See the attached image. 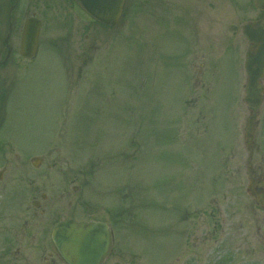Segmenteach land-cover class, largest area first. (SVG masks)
<instances>
[{"label":"rangeland","instance_id":"obj_1","mask_svg":"<svg viewBox=\"0 0 264 264\" xmlns=\"http://www.w3.org/2000/svg\"><path fill=\"white\" fill-rule=\"evenodd\" d=\"M253 1L127 0L113 28L88 19L79 49L42 47L31 61L17 59L6 114L28 186L20 237L31 233L26 221L45 222L30 224L38 235L72 216L103 218L114 231L105 264H264V210L251 205L243 177L242 27L264 21ZM77 55L89 61L80 78L71 72ZM66 172L76 191L62 186ZM41 193L46 215L31 204ZM182 201L191 213L184 221Z\"/></svg>","mask_w":264,"mask_h":264},{"label":"flooded vegetation","instance_id":"obj_2","mask_svg":"<svg viewBox=\"0 0 264 264\" xmlns=\"http://www.w3.org/2000/svg\"><path fill=\"white\" fill-rule=\"evenodd\" d=\"M18 5L19 0H0V15L3 14L4 8H9L7 19L5 14H3L4 17L0 16V19H2L0 20V264H67L50 237L54 224L51 225L50 232H47L45 225L40 226L41 231L37 235L35 233V225H41L45 222L38 219L23 222L22 224L25 227L28 225L27 231L31 233L28 235L24 233L20 237V211H24L25 203L23 197L28 186H26L27 184L20 186V171L22 168L19 165L24 164V158L22 157V151H20V140L14 135V125L10 124L9 119H7L6 108L9 97L13 94L17 83L20 82L17 59L27 19H34L40 22L37 39L39 50L42 47H49L50 49L59 46L74 47L76 46L75 44L79 45V49L85 42L83 39L87 35L88 19L91 22H96L97 20L86 10L81 0H20V16H16ZM125 9L124 12L126 11ZM3 19H5V23H2L4 22ZM262 23L259 22L258 24ZM57 31L65 35L57 36ZM251 45L252 43L249 44V47ZM252 51L255 52V50ZM36 57L34 56L33 59ZM82 57L83 55H77L76 59L81 58V60L74 62L76 64L72 67V71L69 70L68 63H65L66 65L63 63L70 80L72 79L70 71L72 74L75 73V78H80L79 74H82L84 67L88 64V59H82ZM21 58L27 60L20 55ZM66 59L68 58L66 57ZM31 60H27V62ZM70 83L73 87L72 80ZM259 84L263 97L259 108L249 112L255 114V137L253 142L250 143L251 148L248 151L247 164H245L247 168L243 177L246 182V196L249 197L251 205L254 204L253 206L264 210V76L259 80ZM192 145L200 149L201 143L196 140ZM184 147L186 146L183 143L182 150L185 149ZM254 159H256L255 162ZM37 163L39 165L37 169H40L43 165V159H39ZM196 168V163H193V169ZM48 169L52 170L53 167ZM64 174L67 179L65 181L66 184L63 183L62 186L74 188L76 191L78 187L76 185L73 187L71 184L73 179L69 180L71 175L67 172ZM239 174L236 172L232 176L238 178ZM192 188L194 189L195 185ZM21 189L24 190L20 191ZM63 192H67L70 195L66 189ZM47 195L41 193L38 195L40 201L37 199L31 203L37 210L36 212H40L43 215H46L48 211L46 206L42 205V202L44 203L48 199ZM59 195L64 196V193ZM19 196L22 198L20 199ZM38 196L34 197L38 198ZM21 200L22 203L20 204ZM195 201L199 202L196 199ZM213 201L210 200L209 203H217ZM181 206L184 212L181 220L184 221L191 213L188 208L184 207L183 201ZM192 206L193 212H199V210L195 209L198 208V204L192 203ZM103 210L104 207L98 209L99 212L105 213ZM110 212V210L106 211L108 219L121 214L119 209H116L114 214ZM33 217L35 219V216ZM70 219H73V217H70ZM91 220L110 222V220H104L103 218H92ZM30 224L35 225L32 227ZM109 226L112 229L110 223ZM112 234H114V231ZM112 247L110 253L113 249ZM109 257L110 254L108 255Z\"/></svg>","mask_w":264,"mask_h":264},{"label":"water","instance_id":"obj_3","mask_svg":"<svg viewBox=\"0 0 264 264\" xmlns=\"http://www.w3.org/2000/svg\"><path fill=\"white\" fill-rule=\"evenodd\" d=\"M125 0H82L88 11L97 19L109 25H115L123 10ZM258 9H264V0H254ZM40 23L28 19L25 25L21 54L27 58L35 56L38 50ZM243 31L247 38L258 46L256 53L248 51L245 68L248 73L246 101L257 108L260 96L259 78L264 75V27L246 24ZM254 116L246 124L245 140L249 144L254 135ZM53 239L69 264H102L110 248V234L105 224L100 222H76L68 220L59 223L53 231Z\"/></svg>","mask_w":264,"mask_h":264}]
</instances>
